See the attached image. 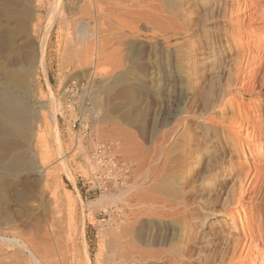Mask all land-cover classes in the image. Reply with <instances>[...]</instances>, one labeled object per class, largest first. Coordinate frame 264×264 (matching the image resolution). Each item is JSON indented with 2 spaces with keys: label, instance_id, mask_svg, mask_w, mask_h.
Here are the masks:
<instances>
[{
  "label": "rangeland",
  "instance_id": "1",
  "mask_svg": "<svg viewBox=\"0 0 264 264\" xmlns=\"http://www.w3.org/2000/svg\"><path fill=\"white\" fill-rule=\"evenodd\" d=\"M59 1L0 0V89L45 125L41 148L0 143V168L14 155L23 161L17 174H0V264H36L12 237L40 253L48 246V257L36 251L44 262L86 264L88 249L91 264H115L121 248H144L149 259L132 264H264V0H100L101 13L99 0H83L48 34L46 76L39 45L51 9L68 14ZM80 20L98 48L79 35ZM50 87L70 171L54 138ZM238 137L240 156L231 148ZM99 144L110 147L114 171L93 159ZM246 181L254 192L233 205ZM127 188L155 203L136 241L120 237L130 208L114 197ZM103 195L112 200L91 204Z\"/></svg>",
  "mask_w": 264,
  "mask_h": 264
},
{
  "label": "bare ground",
  "instance_id": "2",
  "mask_svg": "<svg viewBox=\"0 0 264 264\" xmlns=\"http://www.w3.org/2000/svg\"><path fill=\"white\" fill-rule=\"evenodd\" d=\"M112 1V0H111ZM131 1H133V0H131ZM81 2H83V0H60L59 1V4H61V3H63L64 4V6L67 8V11H68V14H63L62 12H61V8H60V6H55V8H53V9H51V11H50V14H48V15H50V20H49V27L47 28V32H46V34H45V38L42 40V42H41V44L39 45V47H40V50H39V52H40V59H39V65H41V67H42V69H43V72L45 73V75L47 76V72H46V69H45V65H46V52H47V46H48V38H49V36H48V34L49 33H51V30L54 28V24H56V22L58 21L60 24H66V23H68V15L70 16V14L76 9V7L81 3ZM54 5V4H53ZM62 6V5H61ZM97 8H98V13H101V1L99 0V2H97ZM137 8H139V7H137ZM135 10V9H134ZM77 12V11H76ZM144 13V11L143 10H140V11H137L136 12V14H137V16H139V18L140 19H146V18H148L150 15L147 13V14H143ZM102 14H103V8H102ZM78 17V16H77ZM140 19H138V20H140ZM148 20V19H147ZM149 21V20H148ZM134 22H136L135 20H134ZM133 22V23H134ZM147 22V21H146ZM145 22V23H146ZM132 23V22H131ZM142 23H144V22H142ZM138 24V23H137ZM141 24V23H140ZM129 25H130V23H129ZM135 25H136V23H135ZM134 28H132V29H135V27L136 26H134V25H132ZM132 26H130V27H132ZM140 26V25H139ZM143 26H144V24H143ZM129 27V28H130ZM61 29V28H60ZM136 31H137V27H136V29H135ZM61 31V30H60ZM78 33H79V35L80 36H83L84 37V35H86V36H88V37H95V39H96V47L98 46V42H97V32L96 31H94V30H92V29H90V28H88V23H86L85 21H83V20H80L79 21V31H78ZM98 48V47H97ZM102 49V48H101ZM113 49V48H112ZM99 50V49H98ZM116 51H117V49H115ZM96 51H97V49H96ZM93 53V52H92ZM95 54V53H94ZM98 54H99V52H98ZM96 56H97V54H96ZM111 56V55H110ZM98 58V57H97ZM113 58V57H112ZM102 63V62H101ZM117 65V64H116ZM238 65V64H237ZM237 67V66H236ZM236 67H235V70H236ZM241 68H243V67H241V66H238L237 67V71L240 69V70H242ZM145 69H147V68H145ZM232 71H233V69L231 70V74H232ZM233 72H236V71H233ZM233 75V74H232ZM0 83H2V82H0ZM7 88L6 87V85L5 86H3V88L1 87V89H0V120H1V122H2V127L0 128V143L2 144H4V145H6L8 148H10V149H13V148H16V147H18V146H21L22 144V141H28V143L29 144H33V141H34V144L36 143V145H37V147H40L41 148V146H39L38 144H40V139L41 138H44L45 136H44V132H43V129H42V127H44L45 125H43L42 126V124H44V122H43V114H41L39 111H37L36 110V108H34V107H32V106H30L31 107V109L29 108V110L28 109H22V107H21V98L20 97H18V95H15V94H13V92L11 93L9 90L7 91V90H5V88ZM8 89V88H7ZM50 89V92H51V104H52V107L54 108V110H53V114H52V125H53V128H54V138H55V141H56V144H57V147H58V153H59V155H60V157H61V160H60V163H63L66 167H67V169H69L70 167H69V164H68V162H67V160H66V158H65V156H64V154L62 153V151H61V139H60V136H59V128H58V124H57V119H58V113L61 111V108H60V104L56 101V99H55V97H54V93L52 92V89H51V87L49 88ZM243 89V88H242ZM53 93V94H52ZM197 93V92H196ZM225 98V97H224ZM223 107H224V109H227V105H225V104H223ZM240 107V106H239ZM190 112H192V110H188V112L186 113V114H188V113H190ZM193 113V112H192ZM196 115V114H195ZM247 119L250 117V116H245ZM204 118V117H203ZM205 119V118H204ZM44 120H45V118H44ZM139 120V119H138ZM45 123H47V121L45 122ZM141 124V126H140V130H141V127H143L144 126V124L141 122L140 123ZM242 124V123H241ZM146 125V124H145ZM244 125H246V124H244ZM139 126V125H138ZM246 127H247V125H246ZM245 126H244V128H246ZM146 128V127H145ZM22 130H24V131H22ZM25 130L26 131H28V132H30V134H28V132H25ZM47 130V129H46ZM144 130V129H143ZM145 131H146V129H145ZM143 132V131H142ZM218 132V131H217ZM32 136H33V139L34 140H32ZM215 136V135H214ZM232 137V136H231ZM45 139V138H44ZM237 140H234L233 142H232V146H231V148H232V152L233 153H238V155L240 156V155H242V153L240 152V151H237L236 149H245V144H244V142H242L241 140H239V137L238 138H236ZM46 141V140H45ZM42 142H44V141H42ZM46 143V142H45ZM126 143V142H125ZM132 143V142H131ZM46 147V146H45ZM137 147V146H136ZM108 151H110V147H107L105 144H99L97 147H96V151H95V154L97 155V156H94V158L93 159H96V160H103V159H101V157H104V159H106V161H107V163H109L110 164V166L112 167L111 168V172L112 171H114L115 170V168L117 167V164H116V162H115V159L113 158V155H111V154H109V156L106 158L105 157V155L108 153ZM110 153V152H109ZM149 153H150V151H149ZM146 154V153H145ZM187 154V153H186ZM147 155V154H146ZM132 156V155H131ZM133 157H134V155H133ZM136 157V156H135ZM149 158V157H148ZM160 159V158H159ZM234 159H235V157H234ZM236 159H238L237 157H236ZM137 160V159H136ZM153 161V160H152ZM235 161V160H234ZM239 161V160H238ZM23 161H22V158L20 157V156H13V157H11L0 169V174H3V175H7V174H17V172H16V170L18 169V166H20V165H22L21 163H22ZM18 163V164H17ZM19 163H20V165H19ZM139 165V164H138ZM141 165V164H140ZM142 166V165H141ZM143 168V167H142ZM66 169V168H65ZM66 169V170H67ZM118 169H120V167L118 168ZM19 170V169H18ZM53 170V169H52ZM124 170V167H123V169L121 170V171H123ZM136 170V169H135ZM156 170V169H155ZM69 171H70V169H69ZM67 173H68V171H66ZM54 173V172H53ZM119 173V172H118ZM50 174H51V172H50ZM125 172H122L121 173V175H122V177H125ZM248 173H246L245 175H247ZM68 175H70V179L72 178V176H74L71 172H70V174H68ZM121 175H120V178H121ZM109 177V176H108ZM145 177H147V175H145ZM247 177V176H246ZM248 178H250V177H248ZM247 178V179H248ZM137 180V179H136ZM23 181V180H22ZM71 181V180H70ZM73 181H75V180H73ZM24 182V181H23ZM148 182V181H147ZM150 182V181H149ZM108 183V182H107ZM21 184H22V182H21ZM147 184V183H146ZM242 184V183H241ZM22 185H24V183L22 184ZM74 185H75V182H74ZM135 185V184H134ZM145 185V184H144ZM149 185V184H148ZM246 185H248L247 184V181L245 182V183H243L241 186H240V190H239V192H238V194L237 193H233V195H232V198H231V200L229 201L228 200V198L226 199L227 201H229V202H231L233 205H239V206H241V205H243L244 204V199L246 198V196H247V194L248 193H250V192H254V189H252L251 191H249L248 190V187L246 186ZM136 186V185H135ZM1 187V190H4L5 188H6V185H2V186H0ZM24 187V186H23ZM132 187V186H131ZM25 188H27L26 186H25ZM134 188V187H133ZM133 189H131L130 190V188H127V189H125V190H120V192H119V195L117 196V197H114V198H119V199H117V200H120L121 201V203H122V205H121V208H126V206H129V208L130 209H128L129 210V214H130V220H131V224H132V226H131V228H129V231H126V229H124V230H122L121 231V238H123V237H127V239L128 238H134V240L133 241H136V239L138 240V239H140L141 238V236H142V228H144V224H145V222L147 221V218L150 216V210L151 209H153L154 207H155V203H154V201H152V203H150V192H141V194H132L131 195V193H133V191H132ZM140 190V189H139ZM144 190V189H143ZM153 191V190H152ZM151 191V192H152ZM157 194V193H156ZM161 194V193H160ZM237 194V195H236ZM131 195V196H130ZM128 196H130L129 198H127ZM162 196V195H161ZM112 195L110 196V195H103L100 199H97V202H94V203H92L91 202V204H95V203H98L99 201H104V199H105V201H107L106 199H111L112 200ZM159 198V197H158ZM251 198V197H250ZM162 200V199H161ZM168 200V199H167ZM109 201V200H108ZM224 201V200H223ZM73 201L72 200H70V198L68 197V198H65L64 197V201H63V204H62V206L64 207V209H69V210H72L73 208ZM224 203V202H223ZM161 204V203H160ZM231 204V205H232ZM59 205V204H58ZM222 207V206H221ZM58 209V208H57ZM57 209H55V211L57 210ZM156 209V208H155ZM66 210H64V211H66ZM62 211V210H61ZM153 211V210H152ZM67 212H68V210H67ZM158 212H160V211H158ZM69 213V212H68ZM66 214V213H65ZM70 214V213H69ZM72 214H73V212H72ZM63 215V214H62ZM67 215V214H66ZM66 215H65V217H66ZM55 216V215H54ZM72 216V215H71ZM71 216H69L70 218H71ZM233 216V215H232ZM64 217V218H65ZM57 218V217H56ZM59 218H60V215H59ZM62 219H63V216L61 217ZM67 219H68V217H66ZM69 218V219H70ZM55 219V218H54ZM57 220V219H56ZM65 220V219H64ZM51 221H53V219H51ZM55 221V220H54ZM58 221V220H57ZM61 221V220H60ZM18 222V221H17ZM45 222V221H44ZM63 222V221H62ZM67 222H69L68 220H67ZM52 223V222H51ZM51 223H49V226H50V224ZM55 223V222H54ZM64 223V222H63ZM65 223H66V221H65ZM70 223V222H69ZM56 224L58 225V223L56 222ZM56 224H55V226H56ZM62 224V223H61ZM73 224V223H72ZM17 225V224H16ZM19 225V224H18ZM17 225V226H18ZM53 225V224H52ZM64 225V224H63ZM70 225V224H69ZM123 225V224H122ZM20 226V225H19ZM22 226V225H21ZM48 226V227H49ZM54 226V227H55ZM60 226V225H59ZM66 226V225H65ZM16 227V226H15ZM25 227V226H24ZM27 227V226H26ZM36 228V227H35ZM60 228V227H59ZM23 229V228H22ZM50 230H51V226H50V228H49ZM54 229V228H53ZM66 229V228H65ZM64 229V230H65ZM68 229V228H67ZM128 230V229H127ZM23 231V230H22ZM58 231V230H57ZM57 231H56V233H57ZM63 231V230H62ZM67 231H69V230H67ZM23 232H25V231H23ZM27 232V231H26ZM55 232V231H54ZM60 232H61V230H60ZM51 233V232H50ZM49 233V234H50ZM55 233V236L57 235ZM59 233V232H58ZM63 233V235H65V233L64 232H62ZM33 234V233H32ZM37 234H38V232H37ZM43 234V233H42ZM45 234V233H44ZM47 235V234H46ZM52 235H54L53 234V232H52V234L50 235L51 237H53ZM60 235V234H59ZM62 235V234H61ZM37 236V235H36ZM40 236V235H39ZM42 236V235H41ZM47 236H49V235H47ZM54 236V237H55ZM71 236V235H70ZM69 236V237H70ZM27 237V236H26ZM30 237V236H29ZM68 237V236H67ZM4 238V237H3ZM46 238V237H45ZM61 238H63V237H60V239ZM130 238V239H131ZM54 239V238H53ZM55 239H57V238H55ZM59 239V240H60ZM65 239H66V236H65ZM70 239V238H69ZM124 239V238H123ZM127 239H125V240H127ZM8 240V239H7ZM41 240H42V238H41ZM47 240V239H46ZM145 240V239H144ZM30 241V240H29ZM44 241V240H43ZM56 241V240H55ZM61 241V240H60ZM59 241V242H60ZM71 241V240H70ZM132 241V243H134ZM10 242L11 243H13L17 248L19 247V248H21V249H24V250H27L28 252H29V254H30V256L32 257V260H34V262L36 263V264H64L63 263V261H61V260H56L58 257H56L55 256V254H57L56 253V251H58L59 252V247L57 248L58 250H54L53 249V251L55 252V254L53 253V255H52V257L54 256V257H56V259H54V258H51V256H49V258H51L48 262H44L43 260H42V258H43V256H42V258H41V256L39 257L38 255H37V252H39L40 253V251L39 250H37L36 249V251H34V250H32L31 248H29V247H27L26 246V243L25 242H23L20 238H18V237H12L11 239H10ZM31 242H33V241H31ZM47 242V241H46ZM50 242V241H49ZM58 242V241H57ZM58 242V243H59ZM130 242V241H129ZM141 242V241H140ZM139 242V243H140ZM147 242V241H146ZM61 243V242H60ZM72 243V242H71ZM131 243V242H130ZM235 243V242H234ZM56 244V243H55ZM62 244H64V242L62 243ZM61 244V245H62ZM120 244H121V242H120ZM147 244V243H146ZM149 244V243H148ZM147 244V245H148ZM58 246L60 245V244H57ZM56 245V246H57ZM60 245V246H61ZM123 245V244H122ZM133 245H136V244H133ZM138 245V244H137ZM234 245V244H233ZM37 246V245H36ZM36 246H35V248H36ZM85 246V245H84ZM38 247V246H37ZM46 247H48V246H46ZM46 247L44 248L45 249V251L46 252H51L49 249L47 250L46 249ZM63 247V246H62ZM67 246H65V249H66V251L68 250L67 248H66ZM132 247V246H131ZM134 247V246H133ZM34 248V249H35ZM41 248V247H40ZM43 248V247H42ZM69 248V247H68ZM71 248V247H70ZM74 248V247H73ZM75 249V248H74ZM120 249V248H119ZM123 249V250H122ZM128 248H126V250H124V248H121V254H120V257H118L119 259H118V261L117 260H115V261H113V262H116V263H118V264H132V263H136L137 261H139V260H144V258H148L149 259V257H150V249H148V250H144V248H143V250L140 248V249H138L137 251H134V249H132L133 251H130L131 249H128ZM41 250V249H40ZM60 250H61V248H60ZM251 250H253V247H248L247 248V251H251ZM42 251V250H41ZM45 251H42L40 254H42L43 252L45 253ZM64 251V250H63ZM62 251V252H63ZM74 251V250H73ZM48 252V253H49ZM65 252V251H64ZM64 252L62 253V256H63V254H64ZM43 253V254H44ZM69 253V252H68ZM61 254V253H60ZM45 255V254H44ZM48 255H50V253L49 254H47V255H45V256H47L48 257ZM58 255V254H57ZM86 264H91V259H90V255H89V251H88V249L86 250ZM59 256H61V255H59ZM64 256H66V254L64 255ZM64 256L61 258V259H63L64 258ZM47 257H44L45 259L47 258ZM66 258V257H65ZM73 258V257H72ZM60 259V258H59ZM75 259V258H74ZM64 260H66V259H64ZM67 261H69V260H67ZM66 261V262H67ZM140 261V262H141ZM148 261V260H147ZM146 261V262H147ZM65 262V263H66ZM145 262V261H144ZM69 263V262H68ZM110 263V262H109ZM115 263V264H116ZM140 264V263H139ZM146 264V263H145Z\"/></svg>",
  "mask_w": 264,
  "mask_h": 264
}]
</instances>
